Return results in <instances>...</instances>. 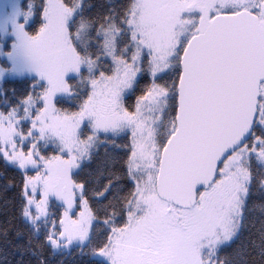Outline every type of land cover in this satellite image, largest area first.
I'll return each mask as SVG.
<instances>
[{
  "label": "snow or ice",
  "instance_id": "snow-or-ice-1",
  "mask_svg": "<svg viewBox=\"0 0 264 264\" xmlns=\"http://www.w3.org/2000/svg\"><path fill=\"white\" fill-rule=\"evenodd\" d=\"M0 264H264V0H0Z\"/></svg>",
  "mask_w": 264,
  "mask_h": 264
},
{
  "label": "trees",
  "instance_id": "trees-1",
  "mask_svg": "<svg viewBox=\"0 0 264 264\" xmlns=\"http://www.w3.org/2000/svg\"><path fill=\"white\" fill-rule=\"evenodd\" d=\"M2 184L3 180H0V185ZM16 191L14 187H10L6 192L0 190V225L16 214L11 204H5L6 200H10L15 196ZM0 243H2V239H0ZM66 264H80V260L77 257L70 256L67 258Z\"/></svg>",
  "mask_w": 264,
  "mask_h": 264
}]
</instances>
